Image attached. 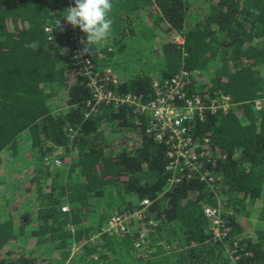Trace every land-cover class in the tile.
Instances as JSON below:
<instances>
[{
  "label": "trees",
  "instance_id": "16d2710c",
  "mask_svg": "<svg viewBox=\"0 0 264 264\" xmlns=\"http://www.w3.org/2000/svg\"><path fill=\"white\" fill-rule=\"evenodd\" d=\"M69 6L74 0H0V152L27 133L41 152L45 148L43 157L55 146H64L66 159L72 157L69 151L76 155L67 172L44 165L40 174L62 178L57 186L46 192L45 181L34 183L40 200L34 214L42 230L35 240L46 252L40 257L5 253L16 232L32 230V217L2 220L0 212V264H234L225 246L244 232L246 200L253 203L260 195L258 228L240 239L239 248L247 250L242 264H264V0H113L110 14L113 30L106 41L113 54L136 55L127 47L135 28H151L150 37L141 33L140 38L154 43L145 50V61H139L140 70L109 87L146 103L152 77L168 78L184 67L194 73L190 92L204 99L228 95L234 103L228 113L218 111L192 126L196 139L209 137L210 145L225 153L213 168L231 226L221 240L208 230L202 211L216 198L195 178L169 183L166 146L146 133L148 115L114 101L90 110L86 68L71 59V31L51 33L53 19ZM174 36L182 44L173 42ZM33 41L40 45L36 51L26 47ZM97 48L90 54L95 67L89 71L111 69L115 77L113 65L97 55ZM144 200L145 216L137 224H154L147 232L151 258L134 253L138 234L89 239L113 214L139 208ZM63 204L69 211H61ZM68 225L72 239L64 242ZM163 243L176 251L165 253Z\"/></svg>",
  "mask_w": 264,
  "mask_h": 264
},
{
  "label": "built area",
  "instance_id": "2783aa9c",
  "mask_svg": "<svg viewBox=\"0 0 264 264\" xmlns=\"http://www.w3.org/2000/svg\"><path fill=\"white\" fill-rule=\"evenodd\" d=\"M71 40L73 42L71 59L81 69L85 66L87 71L86 86L90 89L92 99L89 98L90 110H95V104L99 102H111L126 105L132 111L140 115H148L149 120L146 133L153 136L154 140L166 146V167L170 174L169 183L181 180L196 179L205 184V190L211 192L215 199V205H204L203 215L207 219V228L215 239H223L229 232L231 226L223 216L222 198L219 195L220 177L213 168L219 158L225 157V153L218 152L210 145V138L196 139L193 132L195 122H203L207 115L215 114L218 111L226 114L233 107L234 103L228 95H219L204 99L198 93L190 92L194 73L182 67L168 78H151L152 97L146 103H141L136 95L122 94L109 87L110 83L117 85L116 78L110 77L108 73L98 74L90 72V67L95 63L87 54L79 55L83 44L80 42L82 36L72 27ZM45 30L49 32V28ZM173 42L182 44L179 36H174ZM103 104V103H102ZM255 104V103H254ZM256 109L260 108V102L256 103ZM56 152L61 154L62 147L57 146ZM46 163L50 161L45 157ZM59 165L60 159L53 157L51 161ZM147 200L141 203L139 208L123 211L120 214L110 217L104 226L100 227L98 233L92 234L91 239L101 234L125 236L130 232V223L142 221L145 216ZM67 206H61V211H68ZM133 221V222H134ZM146 230L139 227L138 234L133 240L134 253L140 258L149 259L152 257L153 248L147 244V232L154 226L151 220ZM135 234V235H136ZM241 238L234 240L225 246V253L231 258L234 264H242L241 259L247 255L244 247H240ZM171 246V245H170Z\"/></svg>",
  "mask_w": 264,
  "mask_h": 264
},
{
  "label": "rangeland",
  "instance_id": "374dc122",
  "mask_svg": "<svg viewBox=\"0 0 264 264\" xmlns=\"http://www.w3.org/2000/svg\"><path fill=\"white\" fill-rule=\"evenodd\" d=\"M150 19L153 21L154 24L158 22V19L156 18V16H152V17H150ZM149 31H151V28H145V29H141V30H138L137 28H135V33L132 36V39L127 41V44H128L127 47L129 49L135 50L136 55L131 56V55H127L126 53H119L121 55H118V53L113 54L112 45L107 41H103L101 44L97 45V47H98L97 48V55L101 56L102 59L107 60V63L110 65V67H111V65H113V69H114L115 73H117V75H115V77L121 78V77H125L126 75H133L137 72V70H140V68H141L139 61H145V59H146V55L148 52H145V50L150 49L152 44L154 43L153 40L146 41V42L141 41V40H144V39L140 38V36L142 34H145L148 37H150ZM161 31L163 34L167 33L168 34L167 36L170 35V33H168L165 29H161ZM108 49H110V50H108ZM130 59H131V61H130ZM137 63H138V66H137ZM106 72H109L111 74V69L106 71ZM257 102L258 103L260 102V98H257L254 100L255 105ZM10 147L11 146H9L6 149L10 150L11 149ZM12 150H15V149H12ZM15 152H16V150H15ZM33 157L36 160V164H41L42 171H45L44 164L42 163V161L40 163L39 159L36 158V154ZM22 158H23V154H20L19 156L18 155L14 156L12 154L10 156L9 160L5 161V165H6L5 168L7 170H14V172H13L14 174H20V173L22 174L23 164H24L21 161ZM61 158H63V156H61ZM71 162H72V160L67 161V163H71ZM63 163H65V162L62 160L60 165L53 166V167L62 166L65 168V170H68L67 164L65 165ZM29 165H30V163H29ZM95 171L97 172V169H95ZM0 173L4 174V172H2L1 170H0ZM38 178H40V177H36V179H38ZM37 183H41V182H37ZM29 185H31V184L29 183ZM14 193L16 195L15 190H14ZM24 193L25 194L28 193L27 188L24 191ZM35 200L39 201V196L35 197ZM261 200H262L261 195L257 196L256 199H254L253 203H250L248 200H246L245 204H246V208H247V213L245 214L246 218H244L243 236H246V237L250 236L252 231H254L256 228H258V225L255 224V216L257 214V211L260 210ZM64 205H66L67 209H69L67 204H63L62 206H64ZM63 212H65V211H63ZM117 214H120V213L113 214L112 216L117 215ZM24 216H26V218L28 219V217H29L28 212H26V214ZM33 216L35 217V214H33ZM34 221H37V219L35 218ZM133 221L134 220H132L130 224L131 225L134 224V225L130 228V232L127 233V235L129 234L132 237H135V234L139 231V226L137 224V221H134V222ZM31 228H35L34 223L31 226ZM141 229L146 230V226L143 225L141 227ZM20 231H18V233L16 232V238L14 239V241L9 243V245H8L9 251L8 252L11 251L12 254L18 255V253H16V252L20 251L19 252L20 254H27V255H32V256H36V257H40L41 252L42 253L46 252L45 246H44V248L41 249L43 244H40V247H38V244L34 245L30 241L32 239L33 233L36 231H32L30 228L25 229V230L20 229ZM96 233H98V232H96ZM96 233H94V234H96ZM71 234H72V227H67L66 228L67 239L71 237ZM95 238H93V239L89 238V239L94 240ZM71 239H69V241H71ZM44 243L47 244V242H44ZM159 244L160 243H158L157 245H159ZM72 245H73V243H72ZM72 248H73V250L78 249L77 245L76 246L73 245ZM162 248H163L165 253L176 251V249H173L172 246H170L169 244H166V243H163ZM153 252H154V249H153Z\"/></svg>",
  "mask_w": 264,
  "mask_h": 264
},
{
  "label": "crops",
  "instance_id": "0c3cea01",
  "mask_svg": "<svg viewBox=\"0 0 264 264\" xmlns=\"http://www.w3.org/2000/svg\"><path fill=\"white\" fill-rule=\"evenodd\" d=\"M27 137L28 135L25 133L24 136L18 140L16 152L14 150L11 151L14 148V146H11L10 150L4 149L2 152H0V170L4 172V174L0 173V212H1L2 220H9V219L21 220V218L22 219L24 218L26 212H28L29 217H32L31 218L32 223L29 224V226H32L34 223L35 228H32V231L34 230L36 231L33 233L32 239L30 241L34 245H36L39 243V240H35L36 239L35 237L37 235V232L42 230H39L40 225L37 226L38 222L34 221L35 217L33 216L35 210L37 209V204L38 205L40 204V200L39 201L35 200V197L38 196V193L35 190L36 188L34 186V183L36 182L42 183L45 181V184L44 185L42 184L43 189H45L46 192H48L52 187L57 186L58 182L62 180V178L61 177L54 178L48 176L47 174H40L41 172H44L42 171V166L41 164H36V160L33 157L36 154V158H38L40 150L37 148V146H34L33 144L30 146L31 142L28 140ZM31 149H37L35 150L36 153H32ZM47 152L51 153V150ZM12 154L14 156L17 155L19 156L20 154H23V158L21 160L24 163L22 174L21 173L14 174L13 173L14 170H7L5 168L6 167L5 161H8ZM75 158L76 155L75 153H73L71 159H66L64 155L63 160L65 159L71 161L74 160ZM49 166L51 165H47V167ZM36 177H40V178L36 179ZM29 183L31 185H29ZM26 188L28 190L27 194L24 193ZM14 190L16 191V195L14 193ZM59 194L64 195L65 193L63 191H60ZM67 227H71V226L68 225ZM67 240L69 239H67L66 237L64 241ZM8 251L9 249L7 245L5 247V253Z\"/></svg>",
  "mask_w": 264,
  "mask_h": 264
},
{
  "label": "clouds",
  "instance_id": "9594fccd",
  "mask_svg": "<svg viewBox=\"0 0 264 264\" xmlns=\"http://www.w3.org/2000/svg\"><path fill=\"white\" fill-rule=\"evenodd\" d=\"M112 10L113 0H74V6H69L65 14L53 19L51 33L53 30H64V24L61 20V18H63L64 22L70 24L74 28L78 27L83 33L86 34V39L82 38L80 41L83 44V48L81 49L79 55H89L92 52L93 46L106 41L110 37L113 30V19L110 16ZM52 39L53 37L50 34L48 37V42L52 41ZM26 47L36 51L40 45L39 42L33 41L31 44L26 45ZM60 51L63 54H67L68 49L63 48L60 49ZM73 136L71 138H73ZM61 147V154L56 152L58 147L55 146L51 149V153H48L43 157L42 163L45 166H58L54 165L51 161L53 157L60 159V162L63 160L66 151L64 146ZM69 153L71 156L73 155L72 152L69 151ZM61 156H63V158H61ZM45 157L50 159L48 163H46L44 160Z\"/></svg>",
  "mask_w": 264,
  "mask_h": 264
},
{
  "label": "water",
  "instance_id": "95a60500",
  "mask_svg": "<svg viewBox=\"0 0 264 264\" xmlns=\"http://www.w3.org/2000/svg\"><path fill=\"white\" fill-rule=\"evenodd\" d=\"M73 26H71L70 24H65L64 25V30L63 31H73V28H72ZM76 30H77V32H79V34L80 35H82V36H86L85 34H83L82 33V31L78 28V27H76ZM102 43V42H101ZM101 43H99V44H101ZM99 44H97V45H99ZM96 46V45H95ZM108 50H110V49H108ZM88 55V54H87ZM90 58H92L91 56H90V54L88 55ZM104 73H108L109 75H110V77H112V75L109 73V72H106V71H104ZM114 78H116V77H114ZM117 80H119L118 78H116ZM24 134L25 133H22L20 136H18V138H17V141H16V143L14 142L13 144H12V146H14V148L13 149H15L16 150V148H17V144H18V140L20 139V138H22L23 136H24ZM27 134V133H26ZM28 138V140L31 142V144H30V146L33 144L32 143V140L31 139H29V137H27ZM40 145H42L43 146V148H44V144L43 143H41ZM52 147V144L48 147V149H50ZM14 150V151H15ZM51 150V149H50ZM11 151H13V150H11ZM45 151V148H44V150L42 151V152H44ZM41 151L39 152V157H38V159H39V161H42L43 160V155H41V153H42ZM70 163H67V166L69 165ZM224 210V209H223ZM223 216H224V211H223ZM224 218H225V216H224ZM226 219V218H225ZM228 222V221H227ZM229 224V223H228ZM230 225V224H229ZM244 233V232H243ZM248 237H250V236H248ZM248 237H246V236H243V234H241V236L239 237V238H241V239H248ZM245 249V248H244ZM245 251L247 252V250L245 249ZM247 256V255H246ZM246 256L245 257H242V259H241V263H242V261H243V259L244 258H246ZM231 259V258H230ZM233 262V261H232Z\"/></svg>",
  "mask_w": 264,
  "mask_h": 264
}]
</instances>
